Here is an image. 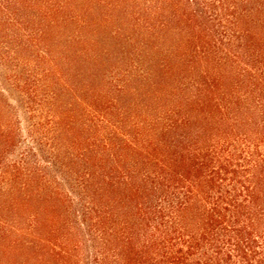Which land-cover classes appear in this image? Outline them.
Segmentation results:
<instances>
[{
	"label": "trees",
	"instance_id": "trees-1",
	"mask_svg": "<svg viewBox=\"0 0 264 264\" xmlns=\"http://www.w3.org/2000/svg\"><path fill=\"white\" fill-rule=\"evenodd\" d=\"M0 264H264V0H0Z\"/></svg>",
	"mask_w": 264,
	"mask_h": 264
}]
</instances>
